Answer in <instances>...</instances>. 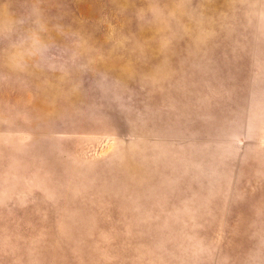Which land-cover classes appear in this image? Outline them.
I'll return each mask as SVG.
<instances>
[{
	"label": "rangeland",
	"instance_id": "obj_1",
	"mask_svg": "<svg viewBox=\"0 0 264 264\" xmlns=\"http://www.w3.org/2000/svg\"><path fill=\"white\" fill-rule=\"evenodd\" d=\"M0 264H264V0H0Z\"/></svg>",
	"mask_w": 264,
	"mask_h": 264
}]
</instances>
